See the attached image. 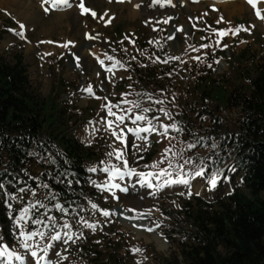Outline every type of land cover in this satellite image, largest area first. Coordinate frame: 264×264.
Masks as SVG:
<instances>
[{
  "label": "rangeland",
  "instance_id": "rangeland-1",
  "mask_svg": "<svg viewBox=\"0 0 264 264\" xmlns=\"http://www.w3.org/2000/svg\"><path fill=\"white\" fill-rule=\"evenodd\" d=\"M156 1L161 2V8L158 3L155 4ZM162 1L132 0L123 5L114 0H84V7L96 13V17H92L82 12L81 3L72 5L74 1L71 6H67V10L62 11L65 7L56 10L61 12H53L45 11L48 9L46 6L48 3L43 4L41 0H0V61L13 64L18 56H22L23 63L27 66L31 89L41 98L50 96L53 100L57 99L55 93L59 90L57 91L55 83L59 79L71 85V88L68 87L61 92L57 101L68 100V105L81 119L90 120L76 137L96 153L99 159V163L94 166L97 171L91 172L96 178L90 179L91 182L88 184L91 187L89 195L91 189L100 195L95 193L89 197L80 208L79 214L68 220L72 223V231L77 234L73 238L75 242L69 241L67 245L60 241L55 242L56 250L64 258L53 259H60V264H85L87 259L79 249L81 242L86 237L97 235H102L106 240L120 239L123 242V246L117 251L120 264H152V260L145 257L149 251L143 250L141 245L151 247L155 253L182 263L175 246L176 241L180 240L177 229L186 230L189 225L183 216L172 214L182 213L185 204L194 197L215 202L224 199L233 191L249 196L242 183L241 174L235 173L231 179L220 178L214 189H210L207 181L201 177H195L190 181V189L181 184L163 189L149 188L146 184L141 186L136 176L114 181L121 187H127V192L118 189H113L112 192L99 191L95 187V184H104L108 180L107 173L100 171V168L113 164L122 167V162L117 160L115 155L109 157L108 153L115 148L125 147L111 136L107 125H101L100 121L107 117V105H119V109L129 107V104L123 103L126 100L119 92L118 82L137 78L141 64L144 65L142 70L152 67L156 74L173 63L181 72L183 66H188L196 75L210 70L212 78L221 75L231 76L236 69L227 66L224 57L219 54L223 52L226 53L225 58L230 57L231 60H237L241 55L240 71L250 79L255 76L257 67L264 68V19L258 21L255 17L256 11H253L246 2L176 0L177 2L167 4L169 0H165L163 4ZM259 11L264 16V5H261ZM59 15L62 16L61 19L56 20ZM239 23L240 30L235 35L229 32L220 37L217 34L218 29H230L235 32L233 25ZM118 25L122 28V33H126L131 39L114 36L113 29ZM133 41L147 45L149 49L147 54L138 52ZM197 57L199 59H196ZM100 61L104 62L103 67L106 71H103ZM182 76L188 77L187 73H182ZM89 86L94 95L83 91ZM169 103H172L170 97H162L159 105L163 111L158 116L159 120L154 119L153 122L159 132L163 131L161 125L173 124L167 109ZM119 109L114 107L113 111ZM150 111L144 115H150ZM165 112L169 115L165 116ZM238 116L236 109L223 112L225 126L232 128ZM125 123L132 126L127 120ZM138 123L141 126L146 124ZM88 127L92 128L88 130ZM175 132L169 129V134L163 137L156 132L141 133L142 136H147V140L136 139L128 133L125 158L129 167L135 168L137 172L166 168L168 157L174 156L169 141ZM150 153L154 155L145 162ZM162 158H165L164 162L160 163ZM153 162H157V169L145 167ZM173 164L181 165L175 162ZM183 171L188 172L185 166ZM173 174L175 175V169ZM152 182L158 183L154 178ZM13 191L11 187L0 190V207L8 211L9 217L10 210L5 201L18 208V215L22 207L35 200L32 195L21 192L19 193L24 197L22 200H8L4 193ZM189 191L191 195H188ZM113 192L117 198H114ZM260 198L264 199V194H261ZM93 202L98 205L97 209L91 207ZM114 208L136 212L133 215L138 220L137 227L122 223L114 216L102 215L101 209L111 211ZM55 211L57 218L63 222L64 216L56 209ZM82 213H88L87 219L90 220H86L95 226L94 229L76 223V220L82 217ZM134 217L130 216L129 219L134 220ZM139 226L141 227L138 228ZM148 227L153 232H150ZM30 228L31 225L29 230ZM0 237L4 241L12 242L13 246L5 242L10 250L14 248L16 252L26 254L13 238V220L4 228L0 225ZM87 264L92 263L87 261Z\"/></svg>",
  "mask_w": 264,
  "mask_h": 264
},
{
  "label": "trees",
  "instance_id": "trees-1",
  "mask_svg": "<svg viewBox=\"0 0 264 264\" xmlns=\"http://www.w3.org/2000/svg\"><path fill=\"white\" fill-rule=\"evenodd\" d=\"M145 49L137 45L138 51ZM235 69L231 76L215 78L206 71V77L185 84L174 65L158 74L146 67L139 71L138 80L121 83L124 94L151 110V119L158 114L162 97L171 96L174 122L183 129L173 141L178 158L211 156L223 170L221 178L241 173L249 193L234 191L215 202L195 197L186 203L182 214L189 229H177L180 240L175 245L182 263L151 252L154 264H264V199L260 198L264 194V68L257 67L252 79L239 66ZM56 86L57 99L41 98L31 89L22 56L13 64L0 61V184L37 188L38 180L42 181L57 198L46 200L48 190L43 188H37L35 198L48 203L50 210L57 202L63 204L69 218L88 194V168L97 158L74 134L87 121L67 100L57 101L70 85L59 80ZM232 108L239 118L228 129L222 113ZM190 143L195 147L190 149ZM5 222L0 208V223ZM121 246L120 241L107 244L96 238L87 239L80 249L92 264H119L116 252Z\"/></svg>",
  "mask_w": 264,
  "mask_h": 264
},
{
  "label": "snow or ice",
  "instance_id": "snow-or-ice-1",
  "mask_svg": "<svg viewBox=\"0 0 264 264\" xmlns=\"http://www.w3.org/2000/svg\"><path fill=\"white\" fill-rule=\"evenodd\" d=\"M60 2L66 3V0H60ZM248 3H250L253 8L256 7V0H248ZM80 7L82 8V12L89 11V9L84 7L82 2ZM45 11H47V9H45ZM93 15H95V13H93ZM256 15L257 18L264 19V16H262L259 11H257ZM21 27H23V25H21ZM239 30L240 29H236L234 32L230 29H218L216 31L220 37H223L224 35L229 34V32H231L232 35H235ZM217 44H219V40H217ZM202 47H208V45H202ZM223 47H227V45H223ZM109 59L112 58L109 57ZM196 59H199V57ZM100 63L103 65L104 62L100 61ZM83 91H87L89 95H94L91 86H89L87 89H84ZM123 103L130 104L131 107L119 109V105H107V117H114V119L105 117L100 121L101 125H107V129L110 130L111 136L115 137V139L120 141V143L125 145V147L115 148L112 152L108 153L109 157L115 155V158L122 162V167H118L117 165L113 164L110 166L105 165L99 169L108 175V180L104 184H95V187L99 191L112 192L113 189H118L121 192H127V187H121L119 183H115L114 181L124 180L125 177L131 178L133 176L138 177L137 182L141 184V186L146 184L149 188L156 189H163L164 187H171L177 184L184 185L190 189V181L195 177L204 178L211 188L216 187L218 180L223 175V170L220 167L215 166L217 161L211 156L205 159L197 158V160H186L185 164H187L191 169L188 172L183 171L184 165L177 164L174 166L171 160L168 161L166 168H159L158 171L137 172L135 168H130L128 161L125 158V148L127 145L128 133H131L136 139L147 140V136H142L141 133L156 132L159 136L163 137L169 134V129H172L176 132H182L183 129L179 128L176 124L161 125L163 131L159 132L156 125L152 122V119L159 120V117H153L152 119H149L144 115V113L150 111L149 108H142L141 105L136 101H124ZM114 107L119 109V111H113ZM160 111H163V109ZM164 114L165 116L169 115L167 112ZM126 120L132 126H129L128 123H125ZM138 122H146V124L141 126V124ZM121 125H123V127H121ZM95 130L96 129H93V131ZM197 143L199 142L197 141ZM188 147L191 149L195 147V144L190 143ZM211 147L214 149L216 148V145L213 143ZM165 158H162L160 163H163ZM209 161H211V164H209ZM101 163L104 164L103 161ZM145 167L157 169L158 164L157 162H153V164L146 165ZM209 168H211V171H207ZM173 169H175V175L173 174ZM88 171L96 172L97 168H89ZM153 178L158 182L157 184H153ZM36 179L38 180V178ZM3 188L4 185L0 184V190ZM37 188L48 190L46 200H56L57 194L51 191L48 184L38 180ZM37 188L25 187L20 188L18 191L21 193L29 191L31 192L32 196L35 197ZM112 194L114 198H117L115 197L114 192ZM196 194L199 195V193ZM4 195L7 196L8 200L17 199V195L13 193L5 192ZM188 195H191L190 191L188 192ZM5 203L11 210L12 205L7 203V201H5ZM53 207L57 211L61 212L62 216H66L68 213V209H66L64 205L59 202L55 203ZM91 207L93 209H97L98 205L93 202ZM40 208L45 210L44 213L40 216L35 215V212ZM49 210L48 203L40 200H32L21 208L19 214L13 219V238L25 250L26 255L20 254L14 250H10L3 238L0 237V264H13L14 260L18 262V264H60V259H63L64 257H62L61 253L56 250L55 242L60 241L63 245H67L69 241H73L74 243L75 241L73 238L74 236H77V234L72 231V223H70L67 219H64L63 222H60L59 218L48 215ZM101 212L105 217L113 214V212L107 209H101ZM76 223H82L85 227L90 229H94L95 227L84 220L83 217H81L79 220H76ZM30 225L31 228L29 230ZM148 230L152 231L151 228ZM80 235H82V233ZM53 257L60 259H53Z\"/></svg>",
  "mask_w": 264,
  "mask_h": 264
},
{
  "label": "bare ground",
  "instance_id": "bare-ground-1",
  "mask_svg": "<svg viewBox=\"0 0 264 264\" xmlns=\"http://www.w3.org/2000/svg\"><path fill=\"white\" fill-rule=\"evenodd\" d=\"M72 1H75V0H66V5L63 6V7H60L58 4L55 3V5H56L55 8L58 9V10H62V8H65V7L69 6V5L72 3ZM78 1H82V0H78ZM179 1H180V0H179ZM50 3L52 4L51 0H50L49 4H50ZM53 3H54V2H53ZM73 3H75V2H73ZM124 4H126V3H124ZM124 4H123V5H124ZM234 4H235V3H234ZM30 6H31V5H30ZM225 8H226V7H225ZM227 10H228V9H227ZM154 12H155V11H154ZM236 12H237V11H236ZM233 14H234V13H233ZM233 14H232V15H233ZM230 15H231V14H230ZM55 16H56V15H55ZM63 16H64V15H63ZM58 17H59V18H57L56 20H60L62 16L59 15ZM132 17H133V16H132ZM90 128H92V127H88V130H89ZM86 129H87V128H86ZM148 229H149V227H148ZM150 232H153V231H150ZM164 247H165V246H164Z\"/></svg>",
  "mask_w": 264,
  "mask_h": 264
}]
</instances>
